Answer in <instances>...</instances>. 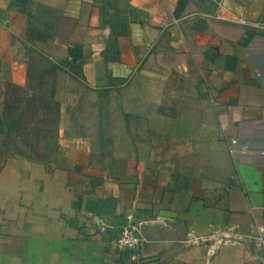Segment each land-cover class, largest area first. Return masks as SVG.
<instances>
[{"label":"crops","instance_id":"1","mask_svg":"<svg viewBox=\"0 0 264 264\" xmlns=\"http://www.w3.org/2000/svg\"><path fill=\"white\" fill-rule=\"evenodd\" d=\"M10 41L59 67L58 139L0 165V264H264V0H0Z\"/></svg>","mask_w":264,"mask_h":264},{"label":"trees","instance_id":"2","mask_svg":"<svg viewBox=\"0 0 264 264\" xmlns=\"http://www.w3.org/2000/svg\"><path fill=\"white\" fill-rule=\"evenodd\" d=\"M31 53L34 56L33 65L35 67L29 65L26 67L24 87L7 85L12 93L10 100H4V113L0 118L2 138L0 146L5 152L0 165L8 157L45 162L49 157L47 153H53L57 148L59 105L54 100V82L55 73L59 67L37 52L31 50ZM36 63L40 67L37 68ZM108 81L114 84L121 83L109 77ZM39 124L38 128L41 129H36ZM37 131L45 134L43 141H40L41 137H35ZM32 133L34 137L31 142L24 141L23 145H19L17 140H21L27 134L30 136Z\"/></svg>","mask_w":264,"mask_h":264},{"label":"rangeland","instance_id":"3","mask_svg":"<svg viewBox=\"0 0 264 264\" xmlns=\"http://www.w3.org/2000/svg\"><path fill=\"white\" fill-rule=\"evenodd\" d=\"M9 48L10 50L4 51L3 55L0 57V118H2L3 113H4V105H3L4 100L6 99L7 101L10 100V96L12 92L9 91V88L7 87V85L8 84L14 85L11 79L15 75V71L18 70L16 66L19 64L21 65L23 64L24 70H26V67L28 65L31 67H35L33 65L34 56L32 55L30 49L25 48L24 45L21 44L20 42H13V41H10ZM36 67L37 68L40 67L39 64L36 63ZM25 81H26V78H25ZM32 126L34 127L35 124ZM39 126L40 124L37 125L36 129ZM38 129H41V128H38ZM57 130H58V126H57ZM33 133L30 136L28 134L24 135L21 140H17L19 145H23L24 141L27 143L31 142L32 137H34ZM43 135L45 134H41L38 131L35 133V137L36 136H38L39 138L41 137L40 141H43V138H44ZM57 139H58V136H57ZM1 141H2V138L0 136V144H1ZM56 143H57V140H56ZM3 152H4V149L3 147L1 148L0 146V160L5 155V152L4 153ZM47 154L48 156H50L52 152H48Z\"/></svg>","mask_w":264,"mask_h":264},{"label":"built area","instance_id":"4","mask_svg":"<svg viewBox=\"0 0 264 264\" xmlns=\"http://www.w3.org/2000/svg\"><path fill=\"white\" fill-rule=\"evenodd\" d=\"M230 145L234 148L237 146V142L231 140ZM242 148L245 149L247 147L246 145H243ZM230 153H232V150ZM200 242L201 240L199 239L190 240L191 244H199ZM113 244L118 252L133 251L142 245V239L138 235V231L134 225H126L117 231ZM257 248L261 250L264 260V242L259 238Z\"/></svg>","mask_w":264,"mask_h":264},{"label":"water","instance_id":"5","mask_svg":"<svg viewBox=\"0 0 264 264\" xmlns=\"http://www.w3.org/2000/svg\"><path fill=\"white\" fill-rule=\"evenodd\" d=\"M176 229H177V232L180 234L181 233V236L183 237H181V240H183L184 239V237H185V235H186V229L184 228V227H175Z\"/></svg>","mask_w":264,"mask_h":264}]
</instances>
